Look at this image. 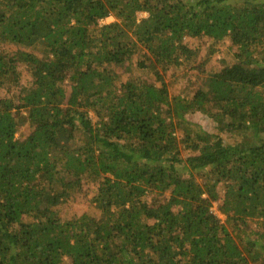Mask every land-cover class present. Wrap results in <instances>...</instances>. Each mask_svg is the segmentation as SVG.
I'll list each match as a JSON object with an SVG mask.
<instances>
[{
	"label": "trees",
	"instance_id": "obj_1",
	"mask_svg": "<svg viewBox=\"0 0 264 264\" xmlns=\"http://www.w3.org/2000/svg\"><path fill=\"white\" fill-rule=\"evenodd\" d=\"M0 90V264H264V0H0ZM82 193L95 211L65 218Z\"/></svg>",
	"mask_w": 264,
	"mask_h": 264
},
{
	"label": "rangeland",
	"instance_id": "obj_2",
	"mask_svg": "<svg viewBox=\"0 0 264 264\" xmlns=\"http://www.w3.org/2000/svg\"><path fill=\"white\" fill-rule=\"evenodd\" d=\"M148 17L147 12H140L137 14L138 20H142ZM115 21L113 17L108 18L103 21V24L111 23ZM185 42L189 45L192 50L196 51L197 55L195 57V65H200L207 56L209 51V46L211 41L207 38H186ZM229 42L223 45L220 49V52L217 53L211 60H207V62L203 65V69L200 71H195L190 68L184 70L179 73H175L173 71H168L165 73L166 81L168 83L169 91L172 95H181L182 97H191L193 96L199 89L204 87L208 82L211 74L221 68V60L223 58L230 61L231 52L229 50ZM115 72L119 75H141L148 76L147 72L142 71L138 66H136L135 61L132 63H128L122 67H115ZM19 71L22 75V78H25L27 75V71L23 67V65L19 64ZM27 78V77H26ZM5 96V91L0 90V97ZM190 122L194 124L200 125L203 129L208 132H212L214 134L220 135L226 142H235L237 140V136L235 134H223L221 133L216 123L211 120L209 117L201 114L195 113L189 116L188 119ZM30 131L29 124L20 127V130L17 133V137L23 138L28 135ZM188 151L183 152V156L187 155ZM187 174H185L186 176ZM221 198L224 196V188L221 186L219 188ZM160 196H156L155 199H159ZM90 197H87L85 193H82L79 196H74L73 200L65 203L62 207V214L65 218L69 219L72 216L82 215L83 213H93L95 211V205L91 202ZM220 202L215 203L213 205L214 214L223 222L226 223V217L220 212L219 206ZM257 226L255 222L249 223V231L248 233L254 232L257 230ZM245 234V233H244ZM237 240L244 239V235H235ZM252 238L255 236L252 235Z\"/></svg>",
	"mask_w": 264,
	"mask_h": 264
}]
</instances>
